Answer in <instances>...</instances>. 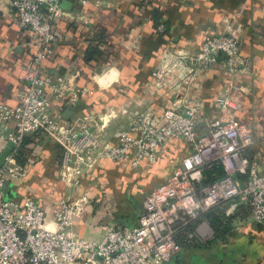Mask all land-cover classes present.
<instances>
[{
    "label": "built area",
    "instance_id": "obj_1",
    "mask_svg": "<svg viewBox=\"0 0 264 264\" xmlns=\"http://www.w3.org/2000/svg\"><path fill=\"white\" fill-rule=\"evenodd\" d=\"M10 2L18 28L35 36L37 49L29 61L19 64L18 106L0 107V142L12 144L0 165V264H167L182 252L183 243L194 245L198 236L194 226L209 211L235 216L242 224L235 226L238 232L254 223L264 226V171L248 153L255 136L237 122L238 106L230 97V91L249 90L234 79L253 72L251 58L241 55L239 36L207 35L194 54L165 51L151 79L154 89L169 90L173 99L166 101L165 93H159L149 107L129 113L126 128L119 127L106 139L105 134L90 131L87 117L70 123L53 118L55 101H64L65 106L72 101L73 80L43 76L45 64L55 56L56 26L67 18L68 6L85 5L86 0ZM225 29H231L230 20ZM156 32L162 35L164 25L159 24ZM220 57L233 81L228 91L209 102L213 114L201 129L197 84L220 66ZM108 72L92 79L99 84L100 76ZM158 97L163 103L154 106ZM113 118L108 114L100 123L102 133ZM40 134L60 146L58 178L69 187L102 161L140 172L146 164L164 159L172 140L186 145L187 153L165 182L142 196L136 225L104 224L99 240L87 239L74 225L92 204L86 193L61 199L52 218L39 201L30 198L21 204L6 197L8 187L28 175L32 160L25 150L26 137ZM218 169L223 176L214 173Z\"/></svg>",
    "mask_w": 264,
    "mask_h": 264
},
{
    "label": "crops",
    "instance_id": "obj_2",
    "mask_svg": "<svg viewBox=\"0 0 264 264\" xmlns=\"http://www.w3.org/2000/svg\"><path fill=\"white\" fill-rule=\"evenodd\" d=\"M67 9V18L56 26L55 56L45 64L43 76H71L72 101L66 106L55 101L53 118L70 123L87 117L90 131L109 139L119 127L126 128L129 113L149 107L159 93H165L166 101L173 99L169 90L154 89L151 79L165 51L194 54L207 35L233 33L239 36L241 55L251 58L253 72L234 79L249 90L230 91V97L238 106L237 122L255 136L249 157L257 159L264 171V0H86L85 5L75 2ZM14 15L10 0H0V107L9 109L18 106L19 64L29 61L37 49L35 36L20 30ZM157 17L165 27L162 35L156 32ZM219 60L220 66L197 84L203 107L201 129L213 114L209 102L228 91L233 81L221 67L222 57ZM106 70L107 75L114 71L115 77L105 83V76H100L97 84L92 77ZM157 99L154 106L163 103ZM108 114L115 118L102 133L100 123ZM24 143L32 160L30 169L21 183L8 187L6 197L21 204L30 198L39 201L52 218L61 199L86 193L92 204L74 225L80 236L95 240L101 238L104 224L136 225L142 196L165 182L187 153L186 145L172 140L166 157L140 172L102 161L69 187L58 178L60 146L42 134L28 136ZM11 146L9 141L0 142V165ZM212 212L223 226H230L228 233L218 237L203 216L194 226L198 230L194 245L183 243L182 252L167 264H264V226L254 223L238 232L235 226L242 224L235 216Z\"/></svg>",
    "mask_w": 264,
    "mask_h": 264
},
{
    "label": "trees",
    "instance_id": "obj_3",
    "mask_svg": "<svg viewBox=\"0 0 264 264\" xmlns=\"http://www.w3.org/2000/svg\"><path fill=\"white\" fill-rule=\"evenodd\" d=\"M156 23H157L156 26H158L160 24L158 17H157V22ZM103 53H105V51H103ZM214 173L217 176H223V172H222L221 169H218V170L214 171ZM211 175H212L211 172H208V177H211ZM212 211H209L204 216L208 217V219L210 221V224H211L212 228L214 229L216 235L218 237H222L223 235L227 234L229 229H231V228L228 225L227 226H223L221 221H220V218L218 216L213 215Z\"/></svg>",
    "mask_w": 264,
    "mask_h": 264
},
{
    "label": "clouds",
    "instance_id": "obj_4",
    "mask_svg": "<svg viewBox=\"0 0 264 264\" xmlns=\"http://www.w3.org/2000/svg\"><path fill=\"white\" fill-rule=\"evenodd\" d=\"M115 75H116V73L113 71L112 73H110L109 75H107V76L104 77L103 82L106 83L108 80H111L112 78H114Z\"/></svg>",
    "mask_w": 264,
    "mask_h": 264
},
{
    "label": "rangeland",
    "instance_id": "obj_5",
    "mask_svg": "<svg viewBox=\"0 0 264 264\" xmlns=\"http://www.w3.org/2000/svg\"><path fill=\"white\" fill-rule=\"evenodd\" d=\"M103 195H104V194H102V197H103ZM104 198H105V196H104ZM104 198H103V199H104Z\"/></svg>",
    "mask_w": 264,
    "mask_h": 264
},
{
    "label": "bare ground",
    "instance_id": "obj_6",
    "mask_svg": "<svg viewBox=\"0 0 264 264\" xmlns=\"http://www.w3.org/2000/svg\"><path fill=\"white\" fill-rule=\"evenodd\" d=\"M105 121V120H104Z\"/></svg>",
    "mask_w": 264,
    "mask_h": 264
}]
</instances>
